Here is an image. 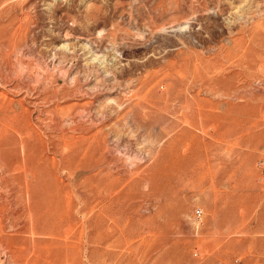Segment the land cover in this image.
<instances>
[{"label": "rangeland", "instance_id": "374dc122", "mask_svg": "<svg viewBox=\"0 0 264 264\" xmlns=\"http://www.w3.org/2000/svg\"><path fill=\"white\" fill-rule=\"evenodd\" d=\"M0 264H264V0H0Z\"/></svg>", "mask_w": 264, "mask_h": 264}, {"label": "built area", "instance_id": "2783aa9c", "mask_svg": "<svg viewBox=\"0 0 264 264\" xmlns=\"http://www.w3.org/2000/svg\"><path fill=\"white\" fill-rule=\"evenodd\" d=\"M194 211H195V213H198L199 210L198 209H194Z\"/></svg>", "mask_w": 264, "mask_h": 264}]
</instances>
